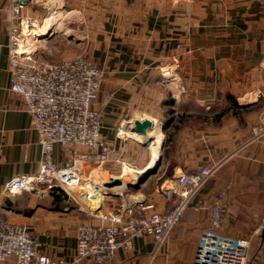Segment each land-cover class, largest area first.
<instances>
[{
	"label": "crops",
	"instance_id": "obj_1",
	"mask_svg": "<svg viewBox=\"0 0 264 264\" xmlns=\"http://www.w3.org/2000/svg\"><path fill=\"white\" fill-rule=\"evenodd\" d=\"M9 5L0 0V213L25 225L41 254L71 264L77 224L96 222L82 205L57 184L4 191L13 177L36 173L41 156L25 99L10 89ZM51 10L65 12L68 32L79 28L73 55L104 70L98 99L106 92L111 97L94 107L102 138L116 149L108 176L149 164V145L137 135L136 122L144 120L155 121L162 136L159 186L182 171L221 162L152 257L154 241L143 235L105 264H192L200 234L210 226L209 208L222 192L226 212L218 232L249 239L246 264H264V231H255L264 208V134L250 139L264 113V0H29L22 12L38 24ZM72 152L56 143L52 161L66 165ZM136 182L111 185L105 205L125 209L144 201L162 210L160 192L156 197L144 187L148 177L132 187Z\"/></svg>",
	"mask_w": 264,
	"mask_h": 264
},
{
	"label": "built area",
	"instance_id": "obj_2",
	"mask_svg": "<svg viewBox=\"0 0 264 264\" xmlns=\"http://www.w3.org/2000/svg\"><path fill=\"white\" fill-rule=\"evenodd\" d=\"M29 0H10L9 70L10 89L21 94L31 115V124L38 133L41 156L36 173L17 175L4 186L8 193H18L39 187L58 185L67 195L81 204L89 219L75 229V253L71 264L89 259L91 264H105L119 248L129 249L133 238L150 236L154 253L168 240L185 210L201 187L215 174L221 162L182 171L166 184L159 186L164 207L159 210L153 202L136 201L128 205L108 207L103 194L111 181L120 179L107 174L106 164L115 147L100 134V110L94 105H105L111 93L98 99L104 70L85 55L58 62H36L24 47L23 37L35 25L23 15ZM22 42V43H21ZM264 134V113L260 124L253 128L250 139ZM73 149L66 165H56L51 158L54 144ZM81 146L84 150H76ZM139 174L134 173V175ZM121 180V179H120ZM90 201H95L92 205ZM197 207L196 205L194 206ZM226 212V194L219 193L213 200L208 217L210 226L199 237L192 264H246L249 239L234 238L218 232ZM255 231H264V208ZM37 242L25 225L11 222L0 213V262L12 264H64L41 254Z\"/></svg>",
	"mask_w": 264,
	"mask_h": 264
},
{
	"label": "rangeland",
	"instance_id": "obj_3",
	"mask_svg": "<svg viewBox=\"0 0 264 264\" xmlns=\"http://www.w3.org/2000/svg\"><path fill=\"white\" fill-rule=\"evenodd\" d=\"M46 6L48 8L49 3H47ZM51 12H52V10L49 11V13L46 12L43 16V19H41L39 22H37L38 24H35L32 27L29 34H26V32H25V36L23 37V43L25 44L24 46H26V49H28L31 52L30 58L32 61H36V62H58V61H61L64 59H71V58L78 56V55L74 56L73 52H74V48L78 46L77 40L81 39L80 31H78L79 28L75 27L74 31L70 30L68 32L65 29V26L63 25L64 29H59V30L53 32L52 34L49 33L50 35L40 36L42 29L46 25L45 18L48 16H51V14H52ZM40 38H42L43 40L40 42L35 41V40H38ZM142 144L147 147L148 143L144 144L142 142ZM148 147H150V146H148ZM127 168H129V167L127 166ZM142 174L143 173H139V174L135 175L136 177H134V178L128 177V176H134V173L128 174L127 176L124 177V182L134 183L137 181L135 183V184H137L138 179L142 178ZM147 177H148V182L144 186L146 191L151 192L150 194L155 195L156 197H160L159 192H158L159 191V185L157 184V182H159L160 179L156 175V170L154 173L148 175ZM102 179L104 181H106L108 179V175L106 174V172L103 175ZM135 184H133V185H135ZM104 191L108 192L109 189L104 188ZM107 198L108 197L106 196V194H103L104 204H105V199H107ZM90 203L92 205H96L95 201H90Z\"/></svg>",
	"mask_w": 264,
	"mask_h": 264
},
{
	"label": "bare ground",
	"instance_id": "obj_4",
	"mask_svg": "<svg viewBox=\"0 0 264 264\" xmlns=\"http://www.w3.org/2000/svg\"><path fill=\"white\" fill-rule=\"evenodd\" d=\"M53 9H55V8H53ZM51 13H52L51 16H48L45 18L46 25L42 29L40 36L49 35V33H53L59 29H64L63 19L65 18V12H63V11H52ZM42 40L43 39L40 38V39L35 40V41L40 42ZM24 47H26V46H24ZM137 135L141 136L138 138L139 140L147 142L148 143L147 145L150 146L149 149L151 151V160L145 169H142L139 171L136 169H133L132 167L125 168L123 170V172L121 173V176H120V179H122V181H123V183H122L123 187H124V184L126 183V182L124 183V177L125 176H127L128 174L137 173V172L138 173H144L145 171H147L149 168H151L155 164L156 158L159 155V149L161 147L162 136L159 133L156 135L155 121L153 123H151L150 126L147 127L144 131H140V133H138ZM116 187H119V186H114L115 189H116ZM137 199L135 198L134 201H136Z\"/></svg>",
	"mask_w": 264,
	"mask_h": 264
},
{
	"label": "water",
	"instance_id": "obj_5",
	"mask_svg": "<svg viewBox=\"0 0 264 264\" xmlns=\"http://www.w3.org/2000/svg\"><path fill=\"white\" fill-rule=\"evenodd\" d=\"M149 125H150V122L148 120H144L142 122H138V121L136 122V126L141 131H144L147 127H149ZM144 144H147V142H144ZM158 161H159V155L156 158L155 164L151 168H149L147 171H145L142 174V178L138 179V183L133 185L132 187H138V185L142 183L147 178L148 175L154 173L155 170L157 169ZM120 183H121V180L117 178V179L112 180L110 185H115V184H120Z\"/></svg>",
	"mask_w": 264,
	"mask_h": 264
},
{
	"label": "trees",
	"instance_id": "obj_6",
	"mask_svg": "<svg viewBox=\"0 0 264 264\" xmlns=\"http://www.w3.org/2000/svg\"><path fill=\"white\" fill-rule=\"evenodd\" d=\"M181 219H182V217H181ZM181 219H180V221H181ZM180 221H179V222H180ZM179 222H178V223H179Z\"/></svg>",
	"mask_w": 264,
	"mask_h": 264
}]
</instances>
